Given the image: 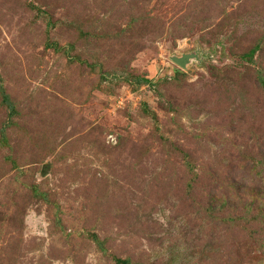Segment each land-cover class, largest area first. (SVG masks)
Here are the masks:
<instances>
[{"label":"rangeland","instance_id":"1","mask_svg":"<svg viewBox=\"0 0 264 264\" xmlns=\"http://www.w3.org/2000/svg\"><path fill=\"white\" fill-rule=\"evenodd\" d=\"M0 264H264V0H0Z\"/></svg>","mask_w":264,"mask_h":264},{"label":"water","instance_id":"2","mask_svg":"<svg viewBox=\"0 0 264 264\" xmlns=\"http://www.w3.org/2000/svg\"><path fill=\"white\" fill-rule=\"evenodd\" d=\"M184 58H182V57H179V58H175V60L177 61V63H179V64H183V62H184V60H183Z\"/></svg>","mask_w":264,"mask_h":264}]
</instances>
